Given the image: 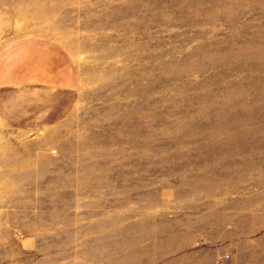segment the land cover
Returning a JSON list of instances; mask_svg holds the SVG:
<instances>
[{
	"label": "rangeland",
	"instance_id": "rangeland-1",
	"mask_svg": "<svg viewBox=\"0 0 264 264\" xmlns=\"http://www.w3.org/2000/svg\"><path fill=\"white\" fill-rule=\"evenodd\" d=\"M0 33L78 70L0 118V264H264V0H0Z\"/></svg>",
	"mask_w": 264,
	"mask_h": 264
},
{
	"label": "crops",
	"instance_id": "crops-1",
	"mask_svg": "<svg viewBox=\"0 0 264 264\" xmlns=\"http://www.w3.org/2000/svg\"><path fill=\"white\" fill-rule=\"evenodd\" d=\"M78 70L55 39L42 34L5 39L0 33V118L21 126L23 113H43L48 124L69 108ZM45 123V124H46Z\"/></svg>",
	"mask_w": 264,
	"mask_h": 264
}]
</instances>
